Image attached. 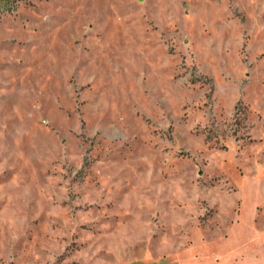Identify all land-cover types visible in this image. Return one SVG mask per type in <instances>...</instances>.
<instances>
[{"label":"rangeland","instance_id":"374dc122","mask_svg":"<svg viewBox=\"0 0 264 264\" xmlns=\"http://www.w3.org/2000/svg\"><path fill=\"white\" fill-rule=\"evenodd\" d=\"M0 264H264V0H0Z\"/></svg>","mask_w":264,"mask_h":264}]
</instances>
